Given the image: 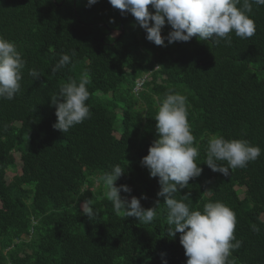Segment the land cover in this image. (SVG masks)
Instances as JSON below:
<instances>
[{
    "label": "trees",
    "instance_id": "trees-1",
    "mask_svg": "<svg viewBox=\"0 0 264 264\" xmlns=\"http://www.w3.org/2000/svg\"><path fill=\"white\" fill-rule=\"evenodd\" d=\"M249 15L256 25L250 39L231 33L230 42L193 37L157 46L109 0L91 6L88 0H0V36L25 61L19 93L0 99V264H186L179 233H168L158 177L141 164L157 138L158 103L170 89L187 98L202 168L175 198L188 194L193 210L209 201L229 207L242 241L230 259L264 264V6L253 4ZM169 31L166 24L162 35ZM72 50V62L53 72L59 55ZM33 68L38 79L29 74ZM85 71L91 116L62 133L53 127L50 99ZM210 134L247 140L261 155L229 176L213 172L204 163ZM15 153L21 172L7 182ZM117 164L125 173L116 185L131 188L120 195L155 207L152 222L117 215L104 196L98 177ZM84 200L97 213L92 220L82 214Z\"/></svg>",
    "mask_w": 264,
    "mask_h": 264
},
{
    "label": "clouds",
    "instance_id": "clouds-1",
    "mask_svg": "<svg viewBox=\"0 0 264 264\" xmlns=\"http://www.w3.org/2000/svg\"><path fill=\"white\" fill-rule=\"evenodd\" d=\"M94 3L96 0H88V6ZM109 3L122 14L130 13L145 30L146 39L157 46H165V40L171 44L188 42L193 37L200 41L230 42L231 33L241 39H250L256 32L255 22L249 15L252 5L264 6V0H109ZM166 24L171 31L163 36L162 29ZM75 55L76 50L71 51V56L60 54L52 71L57 72L69 65ZM24 67L25 61L15 43L0 36V99L12 100L19 93ZM29 74L34 79L41 75L34 68ZM146 77L143 75L142 80ZM89 82L87 71L79 82L69 77L68 82L62 83L58 93L51 97V104L56 109L55 129L67 133L90 118L91 110L86 103ZM154 119L157 138L152 141L141 164L151 177H158L161 188L157 197H164L169 236L174 238L179 233V242L187 257L186 264H234L231 254L242 246V241L234 235L235 213L219 201L205 203L202 211L193 210L185 202L189 200L188 194L179 200L174 196L202 172L196 162L199 144H194L196 137L188 123L187 98L170 89L159 101ZM204 151V163L213 172L229 176L230 170L245 168L249 162L257 160L262 150L247 140L225 139L210 134ZM124 173L125 168L117 164L98 177V182L102 181L105 186L104 196L117 215L123 212L125 218L152 222L157 216L155 207L144 208L140 198L132 196L128 199L120 195L121 190L131 192L129 186H117L115 183ZM82 214L90 220L97 215L90 200L83 201ZM253 230L259 231L254 225Z\"/></svg>",
    "mask_w": 264,
    "mask_h": 264
},
{
    "label": "rangeland",
    "instance_id": "rangeland-1",
    "mask_svg": "<svg viewBox=\"0 0 264 264\" xmlns=\"http://www.w3.org/2000/svg\"><path fill=\"white\" fill-rule=\"evenodd\" d=\"M116 136H118L117 133H115ZM14 158H15V168H13V170H8L5 177H6V181L9 182L11 181L12 177L15 174H20V168H21V162H20V158H19V154L15 153L14 154ZM240 196H242V194L240 193Z\"/></svg>",
    "mask_w": 264,
    "mask_h": 264
},
{
    "label": "built area",
    "instance_id": "built-area-1",
    "mask_svg": "<svg viewBox=\"0 0 264 264\" xmlns=\"http://www.w3.org/2000/svg\"><path fill=\"white\" fill-rule=\"evenodd\" d=\"M141 83V81H138V85Z\"/></svg>",
    "mask_w": 264,
    "mask_h": 264
}]
</instances>
